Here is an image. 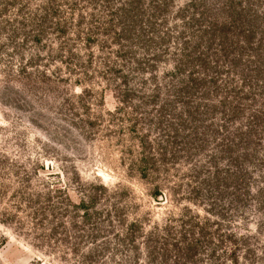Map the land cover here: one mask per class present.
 <instances>
[{"label":"rangeland","instance_id":"rangeland-1","mask_svg":"<svg viewBox=\"0 0 264 264\" xmlns=\"http://www.w3.org/2000/svg\"><path fill=\"white\" fill-rule=\"evenodd\" d=\"M0 264H264V0H0Z\"/></svg>","mask_w":264,"mask_h":264}]
</instances>
